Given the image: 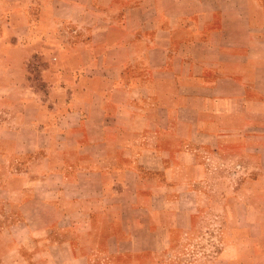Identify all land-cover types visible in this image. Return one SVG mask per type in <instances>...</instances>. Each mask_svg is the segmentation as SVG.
<instances>
[{
    "label": "crops",
    "instance_id": "1",
    "mask_svg": "<svg viewBox=\"0 0 264 264\" xmlns=\"http://www.w3.org/2000/svg\"><path fill=\"white\" fill-rule=\"evenodd\" d=\"M0 1L20 4L34 24L22 34L48 36L60 69L44 99L23 97L17 138L0 139L9 250L171 264L216 164L239 163L238 192L264 202V0Z\"/></svg>",
    "mask_w": 264,
    "mask_h": 264
},
{
    "label": "rangeland",
    "instance_id": "2",
    "mask_svg": "<svg viewBox=\"0 0 264 264\" xmlns=\"http://www.w3.org/2000/svg\"><path fill=\"white\" fill-rule=\"evenodd\" d=\"M19 5L0 1V139L17 138L8 129L31 117L30 112H26V116L20 115L24 107L23 97L29 94L27 98L38 95L44 99L52 84L50 77L60 70L56 65L57 52L48 36L41 37L35 30L28 35L22 34L26 24L29 28H34V24L32 20L24 23L17 17ZM34 136L33 132H21V137H27L30 142ZM3 149L0 142V204L2 177L8 167L1 155ZM216 165L217 169L210 166L201 179L211 195L202 196V209L196 216L195 227L183 242L176 241L177 236L173 235V243L164 250L169 258L165 259V254L161 258L164 263L264 264V225L260 224H264V202L258 205L256 197L238 192L241 186L247 185L242 180L245 175L239 163L228 164V174H220L223 166ZM224 175H230V179L223 178ZM224 190L228 191L227 196H222ZM241 202H250L255 208L243 209ZM8 246L6 237L0 234V264H46L48 261L33 258L31 253L20 257ZM105 261L91 260L90 264H105Z\"/></svg>",
    "mask_w": 264,
    "mask_h": 264
}]
</instances>
